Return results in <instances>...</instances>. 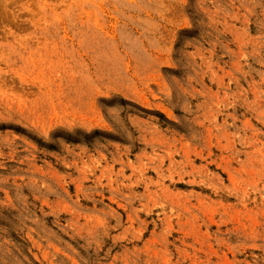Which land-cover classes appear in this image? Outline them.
I'll return each mask as SVG.
<instances>
[{"label":"rangeland","instance_id":"rangeland-1","mask_svg":"<svg viewBox=\"0 0 264 264\" xmlns=\"http://www.w3.org/2000/svg\"><path fill=\"white\" fill-rule=\"evenodd\" d=\"M0 264H264V0H0Z\"/></svg>","mask_w":264,"mask_h":264}]
</instances>
